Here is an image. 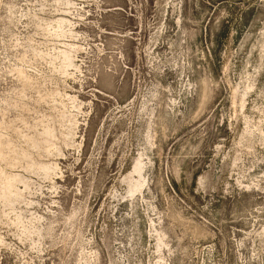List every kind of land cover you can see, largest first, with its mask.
I'll list each match as a JSON object with an SVG mask.
<instances>
[{
	"label": "rangeland",
	"instance_id": "obj_1",
	"mask_svg": "<svg viewBox=\"0 0 264 264\" xmlns=\"http://www.w3.org/2000/svg\"><path fill=\"white\" fill-rule=\"evenodd\" d=\"M0 264H264V0H0Z\"/></svg>",
	"mask_w": 264,
	"mask_h": 264
}]
</instances>
